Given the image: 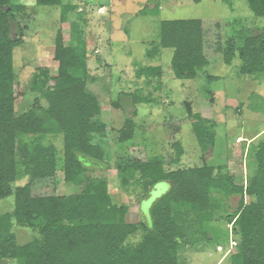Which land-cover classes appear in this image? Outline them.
<instances>
[{
	"label": "trees",
	"instance_id": "obj_1",
	"mask_svg": "<svg viewBox=\"0 0 264 264\" xmlns=\"http://www.w3.org/2000/svg\"><path fill=\"white\" fill-rule=\"evenodd\" d=\"M247 1L253 14L264 18V0ZM36 3L60 7L64 14L69 11L63 0ZM24 9L12 0H0V202L15 199L13 212L0 216V264L6 260L17 264H179V252L192 247L193 235L206 223L218 220L232 228L236 248L230 264H264V143L257 146V172L247 185L237 184L225 165L204 163L182 168L184 149L180 142L172 144L175 156L171 165L175 168L171 170L163 155L118 162L121 186L127 192L133 185L143 187L139 205L157 185H170L169 192L152 208L151 224L128 223L129 206L115 203L107 180L84 182L87 173L110 156L97 143L98 137L105 136L107 125L98 120V98L87 90L91 77L82 34L76 32L68 46L59 34L55 51L58 76L52 79L43 73L42 79H33L32 89L41 94L46 106L16 113L14 51L24 44V28L16 14ZM204 40L202 20L163 21L159 44L148 51V56L154 59L162 49H171L175 78L195 79L211 64ZM217 50L226 65L239 58L243 75L264 73V28L258 35L243 37L241 46L228 38L219 42ZM137 74L150 83L162 77L163 69L141 67ZM51 80L55 81L53 86L48 85ZM127 95L133 98L134 106L147 100L141 93ZM114 105L122 109L120 99ZM185 107L205 156L216 144L215 125L194 113L190 102H185ZM136 129L134 119H126L118 131L120 143L132 141ZM49 136L63 137L61 153ZM59 172L66 183L79 188L77 193L33 195L36 181L55 179ZM235 196L240 197L237 210L216 217L219 211L230 208L229 201ZM14 226L37 230L40 237L19 245ZM139 231L143 232L141 241L128 243Z\"/></svg>",
	"mask_w": 264,
	"mask_h": 264
},
{
	"label": "rangeland",
	"instance_id": "obj_2",
	"mask_svg": "<svg viewBox=\"0 0 264 264\" xmlns=\"http://www.w3.org/2000/svg\"><path fill=\"white\" fill-rule=\"evenodd\" d=\"M12 3L25 7L16 14L24 28V44L14 51L17 114L46 106L41 94L32 89V81L36 76L42 79L43 73L52 79L58 76L57 36L60 34L67 46L76 32L85 38L91 77L87 90L98 98L101 106L98 120L107 125L105 136L98 137L97 143L110 159L96 164L84 182L107 180L115 203L129 206L128 223L151 224L152 208L169 192L170 186L157 185L139 205L143 187L133 185L127 192L121 186L118 162L146 161L151 156L163 155L166 167L171 170L175 168L171 165L175 156L172 144L180 142L184 149L182 168L201 167L204 163L225 165L239 185H247L255 175L256 149L264 143V73L243 75L239 58L226 65L217 50L219 42L228 38H234L237 46H241L243 37L258 35L264 28V18L253 14L247 0H63L69 7L65 14L60 7L38 6L36 0H12ZM195 19L203 22L204 49L211 64L195 79L177 80L171 65L173 51L162 49L154 59L148 56V51L158 46L163 21ZM148 66H161L162 77L153 78L150 83L146 77L139 78L138 70ZM54 84V80L48 83ZM130 93H141L147 100L134 106L135 113L116 109V100ZM185 102L191 103L194 113L215 125L216 144L205 156ZM128 118L136 122V134L132 141L122 144L118 131ZM239 136L246 142H238ZM48 139L61 153L63 137ZM78 190L76 185L64 181L62 172L55 179L36 181L32 186L36 196H66ZM239 201L240 197H232L230 208L219 211L216 217L234 213ZM14 208V197L2 200L0 216L13 212ZM231 230L225 221L206 223L193 235L192 247L180 250L179 264H230V255L236 248ZM13 233L19 245L40 237L37 230L19 226H14ZM142 234L139 231L128 243H139ZM5 264L17 262L6 260Z\"/></svg>",
	"mask_w": 264,
	"mask_h": 264
},
{
	"label": "water",
	"instance_id": "obj_3",
	"mask_svg": "<svg viewBox=\"0 0 264 264\" xmlns=\"http://www.w3.org/2000/svg\"><path fill=\"white\" fill-rule=\"evenodd\" d=\"M120 106L125 112H128V113L135 111L133 98L131 96L123 95L120 98Z\"/></svg>",
	"mask_w": 264,
	"mask_h": 264
},
{
	"label": "crops",
	"instance_id": "obj_4",
	"mask_svg": "<svg viewBox=\"0 0 264 264\" xmlns=\"http://www.w3.org/2000/svg\"><path fill=\"white\" fill-rule=\"evenodd\" d=\"M240 140H243L242 142H246V139L243 138V137H241V136L238 137L237 141L239 142ZM250 141H251V140H250ZM250 141H249V144H250ZM251 142H252V141H251ZM169 186H170V185H169Z\"/></svg>",
	"mask_w": 264,
	"mask_h": 264
}]
</instances>
